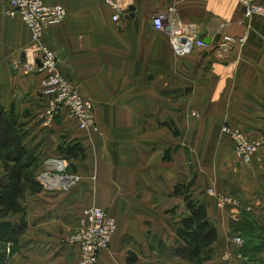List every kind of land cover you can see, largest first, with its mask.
<instances>
[{
	"label": "crops",
	"instance_id": "crops-1",
	"mask_svg": "<svg viewBox=\"0 0 264 264\" xmlns=\"http://www.w3.org/2000/svg\"><path fill=\"white\" fill-rule=\"evenodd\" d=\"M43 1L62 4L66 16L41 42L93 101L98 130L79 128L67 110L52 124L40 120L38 52L30 51L28 26L0 0V105L25 125L29 146L43 158L40 171L62 143L77 142L84 154L71 160L79 176L71 189L26 193V213L10 218L24 217L27 227L13 254L0 245V264H76L79 249L67 238L89 206L117 222L98 264H195L174 252L189 213L174 187L190 180L192 198L205 203L218 230L206 264H256L250 250L264 240V18L247 20L237 0ZM168 10L207 45L178 55L169 34L153 26ZM226 36L246 39L221 52ZM225 124L262 142L251 163L236 154ZM210 187L228 199L225 206ZM236 232L244 248L235 246Z\"/></svg>",
	"mask_w": 264,
	"mask_h": 264
},
{
	"label": "built area",
	"instance_id": "built-area-1",
	"mask_svg": "<svg viewBox=\"0 0 264 264\" xmlns=\"http://www.w3.org/2000/svg\"><path fill=\"white\" fill-rule=\"evenodd\" d=\"M242 8L244 17L252 20L254 17L264 18V5L257 0H237ZM9 16L19 15L31 32L32 48L30 51L38 52L37 70L43 74L41 78L40 92L45 98V105L40 112V120L46 124H52L56 117L67 110L68 114L75 118L79 128H93L98 130L95 121L93 101L85 97L78 86L60 70V61L56 52L41 42L47 28L62 22L66 16V10L62 4H47L43 0H5ZM115 21L120 19L119 14L113 16ZM153 26L156 30L169 34L174 50L178 55H184L192 46L205 47L206 41L194 32L189 26L177 23L172 10L160 12L153 18ZM246 36L234 39L224 37L219 42L221 52L228 50L234 42L243 44ZM222 131L228 134L233 142L236 154L246 164L253 161L254 155L262 146L258 139L250 138L243 129L225 124ZM45 168L39 172L37 178L45 191H67L78 181L79 176L71 169V162L59 155L46 156ZM207 193L216 197L220 205L225 206L228 199L213 187L208 188ZM117 231V222L114 217L99 206L86 207L79 221V228L67 238V242L79 249V258L76 264H98L103 251L110 246L111 240ZM235 246L242 247L246 238L242 233L236 232L233 236ZM10 245V244H9ZM9 251V248H8ZM230 252L224 255L227 259Z\"/></svg>",
	"mask_w": 264,
	"mask_h": 264
},
{
	"label": "trees",
	"instance_id": "trees-1",
	"mask_svg": "<svg viewBox=\"0 0 264 264\" xmlns=\"http://www.w3.org/2000/svg\"><path fill=\"white\" fill-rule=\"evenodd\" d=\"M12 109L8 110L0 105V218L2 219L0 245L6 253L9 248L7 255L13 254L18 249L19 237L27 227L24 217L18 220L10 217L20 214L24 216L26 213L24 199L28 191L38 193L44 190L37 178L43 158L39 159L29 146L25 125L18 121ZM246 133L249 135L247 131ZM249 137L252 138L250 135ZM58 150V155L67 158L70 162L73 158L84 155L79 143L74 141L60 144ZM192 185L193 180H190L187 183H178L174 187V193L184 196L189 210V213L181 219L177 229L178 241L174 246V252L195 264H206L212 259L210 247L218 238V230L208 216L205 203L192 198L190 194ZM258 246L255 251L250 250V252L258 254L262 249L264 250V240H261ZM4 257L6 258V255ZM252 257L257 259L256 264H264V260L259 263L255 254Z\"/></svg>",
	"mask_w": 264,
	"mask_h": 264
},
{
	"label": "rangeland",
	"instance_id": "rangeland-1",
	"mask_svg": "<svg viewBox=\"0 0 264 264\" xmlns=\"http://www.w3.org/2000/svg\"><path fill=\"white\" fill-rule=\"evenodd\" d=\"M70 116V115H69ZM71 169H72V172L74 173V169L71 167ZM115 235V234H114ZM114 237V236H113ZM112 241V240H111ZM110 247V246H109ZM262 252L263 251H261V252H258V254H255V257L256 258H258L259 259V263L260 262H262L263 260H264V255L262 254ZM252 253V252H251ZM226 254V253H225ZM224 254V255H225ZM224 255H223V259H225L224 258ZM232 258V253H231V256L229 257V258H227V259H225V260H227V261H229L230 259ZM99 260H100V258H99ZM98 263H99V261H98Z\"/></svg>",
	"mask_w": 264,
	"mask_h": 264
},
{
	"label": "water",
	"instance_id": "water-1",
	"mask_svg": "<svg viewBox=\"0 0 264 264\" xmlns=\"http://www.w3.org/2000/svg\"><path fill=\"white\" fill-rule=\"evenodd\" d=\"M210 40H207V42H209Z\"/></svg>",
	"mask_w": 264,
	"mask_h": 264
}]
</instances>
